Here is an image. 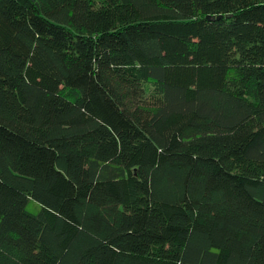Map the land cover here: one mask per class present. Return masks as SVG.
I'll list each match as a JSON object with an SVG mask.
<instances>
[{
	"label": "trees",
	"instance_id": "16d2710c",
	"mask_svg": "<svg viewBox=\"0 0 264 264\" xmlns=\"http://www.w3.org/2000/svg\"><path fill=\"white\" fill-rule=\"evenodd\" d=\"M0 264H264V0H0Z\"/></svg>",
	"mask_w": 264,
	"mask_h": 264
}]
</instances>
